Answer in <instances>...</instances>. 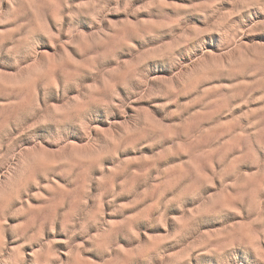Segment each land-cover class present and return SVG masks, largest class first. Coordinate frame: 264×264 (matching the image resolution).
<instances>
[{
	"label": "rangeland",
	"instance_id": "obj_1",
	"mask_svg": "<svg viewBox=\"0 0 264 264\" xmlns=\"http://www.w3.org/2000/svg\"><path fill=\"white\" fill-rule=\"evenodd\" d=\"M0 264H264V0H0Z\"/></svg>",
	"mask_w": 264,
	"mask_h": 264
}]
</instances>
